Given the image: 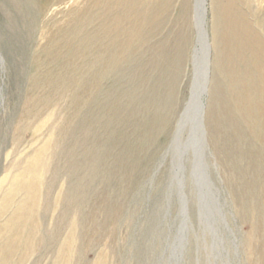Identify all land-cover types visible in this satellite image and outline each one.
Returning a JSON list of instances; mask_svg holds the SVG:
<instances>
[{
  "label": "rangeland",
  "instance_id": "obj_1",
  "mask_svg": "<svg viewBox=\"0 0 264 264\" xmlns=\"http://www.w3.org/2000/svg\"><path fill=\"white\" fill-rule=\"evenodd\" d=\"M0 264H264V0H0Z\"/></svg>",
  "mask_w": 264,
  "mask_h": 264
},
{
  "label": "water",
  "instance_id": "obj_2",
  "mask_svg": "<svg viewBox=\"0 0 264 264\" xmlns=\"http://www.w3.org/2000/svg\"><path fill=\"white\" fill-rule=\"evenodd\" d=\"M196 8H197V6H196ZM195 78H196V81H198V75H196ZM195 85H197V83L194 84V86ZM194 86L192 89L193 93L189 99V102L186 105V108L181 115L180 122L178 125L179 128L184 127L187 124L194 122V120H193L194 116L195 117L197 116V121H196L197 122V128L200 126L199 122H198V115L200 113V108H199L198 102H197L199 89H198V87H194ZM193 125H195V124H193Z\"/></svg>",
  "mask_w": 264,
  "mask_h": 264
}]
</instances>
